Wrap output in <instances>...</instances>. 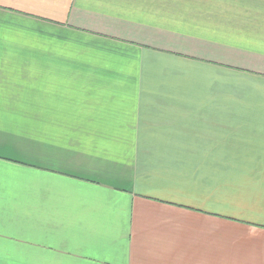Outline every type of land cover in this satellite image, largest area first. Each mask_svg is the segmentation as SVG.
<instances>
[{"label": "crops", "instance_id": "crops-1", "mask_svg": "<svg viewBox=\"0 0 264 264\" xmlns=\"http://www.w3.org/2000/svg\"><path fill=\"white\" fill-rule=\"evenodd\" d=\"M0 264H264V0H0Z\"/></svg>", "mask_w": 264, "mask_h": 264}]
</instances>
